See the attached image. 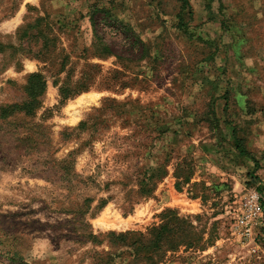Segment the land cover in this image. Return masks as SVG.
<instances>
[{
	"label": "rangeland",
	"instance_id": "rangeland-1",
	"mask_svg": "<svg viewBox=\"0 0 264 264\" xmlns=\"http://www.w3.org/2000/svg\"><path fill=\"white\" fill-rule=\"evenodd\" d=\"M180 1L0 0V109L26 99L30 72L47 80L35 116H0V264H112L108 254L126 247L107 233L139 231L144 243L166 210L214 240L167 250L159 264H264V228L252 245L231 228L245 190L264 186V0H189L186 30L176 27ZM91 3L110 13L92 17L108 55L88 22ZM47 13L41 26L51 17L67 28L58 36L71 82L88 88L64 103L67 72L55 77L54 62L16 52L37 49L16 30ZM233 125L258 167L238 154ZM31 132L47 143L32 148ZM159 166L165 176L138 200V179ZM137 264H149L144 252Z\"/></svg>",
	"mask_w": 264,
	"mask_h": 264
},
{
	"label": "trees",
	"instance_id": "trees-1",
	"mask_svg": "<svg viewBox=\"0 0 264 264\" xmlns=\"http://www.w3.org/2000/svg\"><path fill=\"white\" fill-rule=\"evenodd\" d=\"M180 10L177 12V23L176 27L179 29L186 30L188 23L192 21L193 11L189 0L180 1ZM92 4V5H91ZM91 9L87 11L88 22L93 28L95 35V41L99 42L100 50L106 51V55L110 54L105 42L98 36L94 29V24L92 23V17L103 11L105 14H109L103 6H100L96 3H91ZM47 15V16H46ZM48 17V13L43 17H37L33 23H26L17 28V34L19 33V39L23 37H28L32 39L37 44L36 50H24L20 51L16 49V52L20 56H27L37 59L43 63L54 62L58 65L56 74L57 77L62 72H67L65 80L58 85V95L60 97L59 102L64 103L67 99L72 98L79 93L88 90L85 86V82L80 79L71 82V76L67 65L69 64L70 54L62 46L59 33H63L67 30L66 27H63L60 23L53 20L51 17L48 22L43 26L40 25V22L45 20ZM223 23V22H221ZM57 24V25H56ZM123 32H128L130 36H133L136 41L139 40L140 44H143V41L139 39L137 34L134 32V29L130 24L121 22ZM75 25L73 26V28ZM77 29V28H76ZM9 45V44H8ZM11 46V45H9ZM143 50V49H142ZM143 52V51H142ZM59 57L55 60V57ZM100 56V55H99ZM95 66V64L93 65ZM56 84V82H55ZM47 88V80L43 73L40 71H33L27 75L26 83L24 85V91L26 93V99L22 102H14L9 105H5L0 109V116L6 118L9 116H18L19 114L23 116H35L36 111L41 106V97L45 93ZM221 97L224 99V105H227L229 102V91L226 90ZM84 122L81 121L77 128H83ZM234 146L241 156H245L254 164V168L258 167L259 160L255 156L254 152L246 147L243 142L242 137L237 133V127L232 126L231 129ZM32 133V132H31ZM42 135V134H41ZM39 134L32 133V137H28L31 140V147L35 148L38 145H43L47 141L46 138L42 137ZM47 143V142H46ZM44 146V145H43ZM65 167L67 168V161L63 160ZM158 169V170H156ZM160 171V172H159ZM159 172V173H158ZM165 176L164 167H154L145 171V173L137 181V189L135 193L137 199L146 198L150 196L156 188L157 181ZM191 173H186L185 182H188L190 179ZM179 178V175H176ZM251 178L256 179L257 176L252 174ZM250 185H254L252 182ZM177 188L180 186V182L177 181ZM260 194V202L263 209V221L260 229L258 230L257 237L261 234L262 229L264 228V199L262 197V192H264V186L257 184L254 186ZM86 203V199L83 201ZM138 203V201H132L128 204L127 207H122L124 213H128L133 210V204ZM87 211L84 210V214ZM163 221L159 225H154L149 229V237L146 242H142V233L134 230H127L125 232L116 233L110 231L107 233L109 236V241L111 245L118 247H126L124 251L117 250L116 252H111L108 254L107 258H110L112 264L115 263V259L119 258L121 253L127 254V264H137L138 260L141 259L142 252L145 253V259L149 264H159L164 258V253L167 250L175 251L179 246L184 245L190 248H197L200 250L205 249L207 246L213 244L214 237L209 232V237H204L206 232V226L200 224H193L192 216L179 217L175 211L166 210L161 214ZM195 219H200L201 215H194ZM94 240L96 239L95 235H90ZM13 259H18L14 254L11 255ZM123 261V258L119 259Z\"/></svg>",
	"mask_w": 264,
	"mask_h": 264
},
{
	"label": "built area",
	"instance_id": "built-area-1",
	"mask_svg": "<svg viewBox=\"0 0 264 264\" xmlns=\"http://www.w3.org/2000/svg\"><path fill=\"white\" fill-rule=\"evenodd\" d=\"M263 221L260 194L256 188H247L238 200L232 214V231L246 244L252 245Z\"/></svg>",
	"mask_w": 264,
	"mask_h": 264
}]
</instances>
